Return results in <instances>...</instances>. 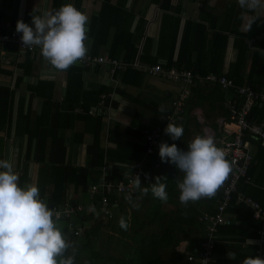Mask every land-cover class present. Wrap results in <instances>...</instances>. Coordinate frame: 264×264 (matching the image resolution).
<instances>
[{"label":"crops","instance_id":"crops-1","mask_svg":"<svg viewBox=\"0 0 264 264\" xmlns=\"http://www.w3.org/2000/svg\"><path fill=\"white\" fill-rule=\"evenodd\" d=\"M52 2L53 0H0V32L16 31L18 19L31 25L32 10L36 8L39 11H51ZM64 3H70L74 7L79 4L78 10L89 17V23L86 25L88 53L125 59L128 58L126 55H129L130 46L136 51L134 59L129 61H137L139 67L130 68L124 75L117 72L112 74L109 67L104 64L88 67L75 64L82 68L80 71L82 90L84 92L98 90L100 92L98 97L101 94L106 95L103 112L88 113L89 109L98 106L99 101L87 109L81 104L73 108L75 114L101 116L100 138L102 146L106 149H114L116 146L113 138L118 136H112V140H109V130L115 128L116 124L119 125L121 138L145 144L147 148L149 146L145 138L147 132L157 125H162L165 115L170 112L171 101L177 96L182 83L166 78L163 73H148L143 69L145 67L160 64L163 68L175 67L193 72L189 68L199 67L201 71V68H209L216 61L221 64V74H226L229 69L232 70V65L242 49L243 75L252 74L253 79L256 77L257 80H262L261 91H264V10L258 13L249 12L242 9L237 0H108V2L64 0ZM103 5L108 9L105 12L110 13V17L107 18L110 28L105 35L104 43L99 45L97 43L101 24L99 13ZM253 15H256L257 19L249 31L248 22ZM118 28L127 29L135 36V39L132 38L130 41L132 45L128 44L126 33L123 36L118 35ZM248 31L253 36L252 42L243 38V34ZM174 60L177 65L168 64ZM193 73L204 74L198 71ZM69 77V69L66 71L54 69L40 52H20L7 45H0V86H7L12 92L7 108L8 117L0 128V159L11 156L20 176L23 172L26 174L27 183L37 184L39 166H44L34 158L33 143L30 154H26L29 134L23 132V124L28 117L29 123L37 118L43 102L40 98L30 100L29 86L38 81L52 82L53 85L48 84L53 87L52 101L59 102L63 114L68 107L64 96L69 86ZM155 106H163L167 113H160ZM75 108L82 109V112H76ZM180 114L176 115L175 122ZM206 114L201 106L192 110V115L200 126L198 129L188 126L191 138L200 135L201 132V135L213 136L217 146L221 147L223 140L232 137L233 126L229 124V116L211 113L208 117ZM63 117L64 115H61L59 118V127L63 126ZM87 121L88 119L75 120L70 127L63 130L66 144L65 161L71 162L74 166L88 165L91 159L87 148L92 144L94 136L93 127L89 126L90 123ZM128 129L130 133L133 132L128 134L126 131ZM137 129H141L142 138L133 134ZM245 139L249 144L253 161L248 170L249 180L242 179L249 183L246 188L248 193L244 192L264 206V144L249 134L245 135ZM153 149L156 150L157 147ZM155 150L154 156L159 157V152ZM50 151L51 145L47 141L45 158ZM145 153L146 149L140 159L126 166L130 169L135 162L143 160ZM149 162L152 161L147 157L143 163ZM114 164L119 163L105 159L102 165L104 167L101 168L102 174L111 173ZM157 165L158 161H155L154 166ZM51 190L52 186H48L45 195L48 196ZM68 192V197L74 198L73 185H70ZM66 202L79 203L72 200ZM225 215L232 226H221L218 230L213 264H243L246 257L260 256L257 251L259 245L256 243L259 232L256 223L241 213L235 214L227 210ZM186 245L187 241H182L178 245V250L185 251ZM260 249L262 252L260 257L264 258V244ZM228 252H234L235 259H229Z\"/></svg>","mask_w":264,"mask_h":264},{"label":"trees","instance_id":"trees-1","mask_svg":"<svg viewBox=\"0 0 264 264\" xmlns=\"http://www.w3.org/2000/svg\"><path fill=\"white\" fill-rule=\"evenodd\" d=\"M64 4V0H53L51 11L59 9ZM104 6L99 13L101 17L97 37L99 45L102 42L104 43L105 35L110 28V22L107 21L110 13L105 12L108 9L104 8ZM76 8H79V4H76ZM249 31L243 34V38L252 42L253 36ZM118 32L119 36H123L126 33L127 42L132 45L130 41L132 38L135 39V36L130 31L127 29L119 30L118 28ZM135 52V48L130 46L129 55H126L128 58H123V60H133ZM239 52L237 60L232 65V70L229 69L226 75L238 85L246 83L253 89L261 91L262 80H257L256 77L253 79L252 74L243 75L244 51L241 49ZM176 63V60L168 62L169 65H177ZM252 68L253 66L250 69ZM81 69V67L75 65L69 68V86H67V92L64 96V101L67 102L68 107L63 114H61L59 102L52 101L53 87L49 86L53 85L51 84L52 82L38 81L36 84L30 85L29 98L30 100L33 98L42 99V109L37 114V118L29 123L28 117L23 124V132L29 134L26 154H30L33 143L34 158L44 165L39 166L37 177L41 198L55 206H61L67 200H72L79 202L83 207L81 211L74 214L70 219L75 224L82 225L83 228L79 235H73L69 232L68 219H61L63 231L70 240L75 241L78 245L76 264H199L197 249L200 247L201 242L208 238L206 223L200 220V217L204 213L216 211L218 199L229 177L213 198H203L196 202H189L185 206L179 201V190L177 188V182L182 179L183 173L179 172L173 163L162 162L160 156H154V153L148 156L152 162L143 164L147 176L141 178V185L150 189L151 183H155V178L157 176L162 177L161 182L166 184L168 200L161 201L154 197L151 191L144 195L135 189L136 192L134 191L135 194L134 192L132 193L131 198L132 202L137 206L133 207V203L125 200L124 197H120L116 191L114 194H107L111 215L103 217L101 197L106 192L99 187L98 193L94 194L93 198H90L88 189L91 184L101 181V168L104 167L102 166L104 160L109 159L119 163L112 166L111 173L107 172L105 174L106 179L116 181L123 178L125 173L128 172L129 166H126V164L140 159L142 152L146 148L145 144L121 138L118 131L119 125L116 124L115 128L109 130V140H112V136H118L113 138L116 146L114 149H106L102 146L103 143L100 138L101 116L90 117L91 115L87 113L75 114L73 112V108L78 104L83 105L84 109H87L94 104L96 105L99 101L98 95L100 92L98 90L89 92L82 90ZM129 69L117 72V74L124 75L129 72ZM189 69H192L193 72L221 74V64L216 61L209 68H205L206 70L201 68L202 72L199 67ZM11 93L9 87L0 86V128L6 121V117H8L7 108ZM227 96L233 97L236 96V93L233 90L223 89L216 82L207 81L192 84L184 112L177 116L175 122V125L183 127V136L180 139L173 140L170 135L164 132L159 145L162 142H166L169 145L175 143L178 148L186 149L187 144L192 140L188 126H193L195 129L200 126L198 120L192 115L194 107L201 106L207 112L206 116L208 117L211 113L229 116V111L223 106L224 98ZM155 109L162 114L167 113L166 109L163 112L159 110L160 107L155 106ZM61 115H64L63 126L59 127ZM87 119V122L90 123L89 126L93 127L94 136L92 144L87 148L89 154H91V159L88 165L74 166L71 162L65 161L66 144L63 130L66 127H70L75 120ZM248 119L256 123H264V103L261 105L260 102L253 104ZM126 131L129 132L128 134L133 132L131 131L130 133L129 129ZM133 134L138 138L143 137L141 129L135 130ZM47 141L50 142L51 151L45 158ZM159 145L156 150L154 149L155 152H159ZM155 161H158L157 166H154ZM27 181L28 178L23 172L20 176L21 186ZM248 184L244 180H240L238 189L248 193L246 190ZM70 185H73V192L75 193L72 199L68 197ZM48 186H52V190L46 196L45 192ZM43 195H45V198ZM115 201L117 203L114 206L113 203ZM88 208H91L89 212L87 211ZM227 210L235 214L241 213L249 216L250 220L260 228V222L252 217L249 209L232 201ZM121 216L130 225L126 231L119 226ZM221 226H232V223L230 222L228 225L221 224L217 227L214 235L215 245L217 233ZM182 241H187L185 251L178 250V245ZM189 255L192 256L191 259L188 258ZM209 264H213V260Z\"/></svg>","mask_w":264,"mask_h":264},{"label":"clouds","instance_id":"clouds-1","mask_svg":"<svg viewBox=\"0 0 264 264\" xmlns=\"http://www.w3.org/2000/svg\"><path fill=\"white\" fill-rule=\"evenodd\" d=\"M237 2L249 12L264 10V0ZM31 15V25L22 19L16 22V32L22 33V45L38 46L42 57L61 71L85 59L89 51L86 44L89 17L85 13L69 3L52 11L34 8ZM256 19V15L250 18L249 30ZM159 110L163 112V106ZM165 133L176 140L183 136L184 129L169 122ZM159 156L162 162L173 163L183 173L177 188L179 201L185 206L213 198L233 172L234 162L227 159L226 152L211 135L194 136L186 149L162 142ZM161 180L157 176L149 189L142 187L136 175L134 187L144 195L151 191L154 197L167 201L166 184ZM126 199L133 203L131 196ZM61 218L62 213L41 198L35 182L21 186L20 173L11 156L0 159V264H76L78 245L63 231ZM119 226L125 231L130 227L123 216ZM228 257L235 259V253L228 252ZM243 264H264V258L249 256Z\"/></svg>","mask_w":264,"mask_h":264},{"label":"built area","instance_id":"built-area-1","mask_svg":"<svg viewBox=\"0 0 264 264\" xmlns=\"http://www.w3.org/2000/svg\"><path fill=\"white\" fill-rule=\"evenodd\" d=\"M0 45H7L8 47L14 48L20 52H40L38 46H24L22 45L21 35L15 30L10 32H0ZM41 53V52H40ZM78 64L82 66H92L98 64H104L109 67L112 74L116 72L124 71L127 68L139 67L137 61H126L120 58L111 57L108 55H96L94 53H87V56L83 61H79ZM148 73L159 74L163 73L166 78L181 82L182 85L179 89L177 96L171 101V109L168 112L162 125H157L151 131L146 134V142L148 147L146 148L145 157L143 160L135 162L130 166L129 172L121 179L116 181L106 179L105 174H102L101 181L89 186L90 198H93L94 194L98 193V188L101 187L106 194H102L101 197V209L103 211V217L110 216L111 210L108 207L107 194H114L116 191L120 197L131 196L135 191L134 182L135 176L138 175L141 178L147 176L144 171L143 162H146V158L153 154L155 147L159 145L162 139V134L165 132V128L168 123L174 124L175 117L184 110L185 101L190 95V86L195 82H216L223 89L233 90L236 96L226 97L223 101L225 108L229 111V124L233 126L231 128L232 137L231 139H225L222 141L221 147L227 154L228 160L233 163V172L229 176L227 183L222 189L221 195L216 205V211L212 213H204L200 220L205 221L208 238L201 242L200 247L197 249V257L199 264H209L213 259V249L215 245V232L217 227L221 224H228L230 220L226 217L225 212L229 204L234 201L235 204H239L252 213V217L260 222L259 236L256 243L259 245L258 254L262 256L260 247L264 244V207L259 201L254 199L252 196L246 194L244 191L238 189V182L242 179L249 180L248 170L253 156L249 151V144L245 139V135L249 134L250 137L255 138L264 144V123H256L249 121L248 115L251 106L256 102L264 103V91H258L253 89L248 84L238 85L232 78H229L226 74H215L213 72L204 74H194L190 70H179L175 67L163 68L160 64L151 66L150 68H143ZM98 106H95L88 110L89 114L95 112H103L105 108V94L100 95ZM76 112H82V109L75 108ZM116 201L113 205H116ZM57 211L62 213V218L68 219L69 232L73 235H79L82 231V225L75 224L71 217L77 212L83 209L80 203H69L66 202L61 206H52ZM91 208H88L89 212ZM192 258L191 255L188 256Z\"/></svg>","mask_w":264,"mask_h":264},{"label":"water","instance_id":"water-1","mask_svg":"<svg viewBox=\"0 0 264 264\" xmlns=\"http://www.w3.org/2000/svg\"><path fill=\"white\" fill-rule=\"evenodd\" d=\"M136 192V191H135ZM135 192H134V194H135ZM53 204H50V207L52 206Z\"/></svg>","mask_w":264,"mask_h":264}]
</instances>
